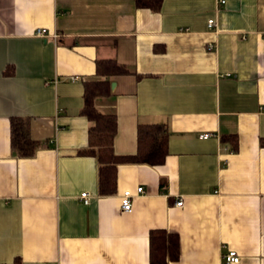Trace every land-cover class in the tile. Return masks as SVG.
Instances as JSON below:
<instances>
[{"label": "crops", "instance_id": "crops-1", "mask_svg": "<svg viewBox=\"0 0 264 264\" xmlns=\"http://www.w3.org/2000/svg\"><path fill=\"white\" fill-rule=\"evenodd\" d=\"M100 60L130 70L98 102L117 116L115 153L137 154L140 127L169 131L165 163L120 165L105 197L97 159L80 155ZM14 118L30 120L35 157L13 154ZM156 230L180 237L169 264L229 250L264 264V0H0V264H151Z\"/></svg>", "mask_w": 264, "mask_h": 264}, {"label": "trees", "instance_id": "trees-1", "mask_svg": "<svg viewBox=\"0 0 264 264\" xmlns=\"http://www.w3.org/2000/svg\"><path fill=\"white\" fill-rule=\"evenodd\" d=\"M163 0H136L141 9L159 11ZM130 70L113 60L97 62V76L85 82V116L92 126L89 131V148L80 155L97 159L99 164V195L112 196L117 190L118 167L125 164L149 166L163 165L168 156L169 131L162 125L140 127L138 152L135 156H119L114 151V138L117 134V116L114 112L102 113L98 102L112 100V77L128 75ZM234 150L237 140L234 139ZM11 145L13 154L21 159L36 156L41 143L31 134V122L26 118H14L11 121ZM151 264H169L178 261L181 255L180 237L165 230L153 231L150 235ZM15 264H24L17 259Z\"/></svg>", "mask_w": 264, "mask_h": 264}, {"label": "built area", "instance_id": "built-area-1", "mask_svg": "<svg viewBox=\"0 0 264 264\" xmlns=\"http://www.w3.org/2000/svg\"><path fill=\"white\" fill-rule=\"evenodd\" d=\"M222 3L225 4V1H222ZM216 26H217V23L215 20L209 21V27L211 29L215 28ZM212 48L213 47L211 46L210 50H212ZM209 136L210 135H205L203 138L208 139ZM143 192H144V189L141 187L137 189L136 194H142ZM81 198L86 205L90 203V195L88 193H83L81 195ZM134 198H135V194L132 191H125L123 193V195L121 196V210L123 213H131L133 211ZM175 205L177 207H182L184 205L183 199H179ZM240 260H241L240 255L234 250H229L223 256V264H239Z\"/></svg>", "mask_w": 264, "mask_h": 264}, {"label": "water", "instance_id": "water-1", "mask_svg": "<svg viewBox=\"0 0 264 264\" xmlns=\"http://www.w3.org/2000/svg\"><path fill=\"white\" fill-rule=\"evenodd\" d=\"M113 87H115V85H113Z\"/></svg>", "mask_w": 264, "mask_h": 264}]
</instances>
